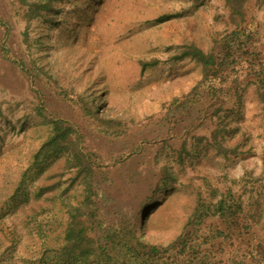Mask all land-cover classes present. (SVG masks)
<instances>
[{"label":"rangeland","instance_id":"rangeland-1","mask_svg":"<svg viewBox=\"0 0 264 264\" xmlns=\"http://www.w3.org/2000/svg\"><path fill=\"white\" fill-rule=\"evenodd\" d=\"M237 1L241 18L225 0H0V264H82L59 256L87 176L98 220L116 224L131 196L109 188L108 206L104 186L166 167L132 217L139 238L168 246L199 198L214 215L196 250L264 264V0ZM190 45L217 55L215 72ZM56 126L72 143L36 158ZM220 199L236 229L215 236Z\"/></svg>","mask_w":264,"mask_h":264},{"label":"trees","instance_id":"trees-1","mask_svg":"<svg viewBox=\"0 0 264 264\" xmlns=\"http://www.w3.org/2000/svg\"><path fill=\"white\" fill-rule=\"evenodd\" d=\"M225 1L233 12V15L241 18L242 7L240 2L237 0ZM32 5L30 4V6ZM187 48L188 50L183 54L187 53V55H192L196 58L202 65L204 75L207 76L211 71L215 72L218 66L217 62L219 61L217 55L213 52H204L195 45H190ZM241 55L242 52L237 53L238 58ZM55 129V132L43 143L36 153V158L39 155H50V153L58 155L62 147L65 146L66 148L69 142L72 143V140L66 138L64 132H61L57 126ZM74 154L75 161L82 163L80 164L82 165L80 170L84 169L87 173L93 172L90 161L84 160L79 151L75 150ZM126 173H129V170ZM139 175L140 173L136 171L126 174L129 185H135V182H131L130 180L139 181L137 188L132 189L121 186L118 181H114L113 179L104 186L103 199L107 201L108 206L116 200L111 196L109 197V188H114L121 191L122 194H127L125 196H131L130 201H128L129 205L127 204L126 210H123L127 216L124 215L119 218L116 224L103 223V221L98 220L99 209L97 206L101 198L96 200L91 195H99L97 191L95 192L97 180L94 179L95 177L87 176L84 184V190L87 194H85L81 204H79L80 206H76L77 210H79L78 213L72 215L68 222L64 244L61 246L60 261L66 262L67 260H72L82 264H167L169 256H166V253L172 249L170 251L174 257L172 264H216V261L208 256V250L204 248L196 250L195 239L198 230L196 223H201L207 216L214 215L210 208L203 207L204 202L199 198L191 214L188 216L182 232L168 246L149 243L139 238L132 217L137 215L140 218L139 222L143 223L146 212L142 210L141 206L151 203L154 194L157 193L156 191L166 184L163 182L165 178H173L167 167L164 172L161 171V173L153 174L146 183L143 182V185L141 184L142 181L139 179ZM159 175L160 179L153 182ZM123 180L126 181V178ZM234 209L235 206L227 204L225 199H220L218 205H215V211L217 212L216 220L222 225V229H216L215 236L223 235L224 231L228 235L230 231H235L236 227H233L229 223V215L235 216ZM128 212L130 213L128 214ZM114 213L116 212L114 211ZM228 218L229 220L227 221ZM188 244L190 249H186ZM181 252L184 255H181Z\"/></svg>","mask_w":264,"mask_h":264}]
</instances>
